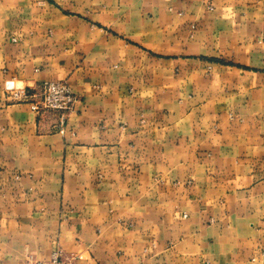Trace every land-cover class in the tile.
<instances>
[{"label": "crops", "instance_id": "1", "mask_svg": "<svg viewBox=\"0 0 264 264\" xmlns=\"http://www.w3.org/2000/svg\"><path fill=\"white\" fill-rule=\"evenodd\" d=\"M58 252L264 264V0H0V264Z\"/></svg>", "mask_w": 264, "mask_h": 264}, {"label": "built area", "instance_id": "2", "mask_svg": "<svg viewBox=\"0 0 264 264\" xmlns=\"http://www.w3.org/2000/svg\"><path fill=\"white\" fill-rule=\"evenodd\" d=\"M31 111L41 113L45 111L63 114L73 110L77 103L76 96L65 81L43 82L36 94H26ZM62 132V130H60ZM75 259H79L78 257ZM29 264H71L58 252L46 262H33Z\"/></svg>", "mask_w": 264, "mask_h": 264}]
</instances>
